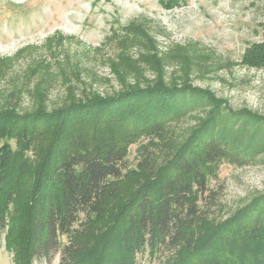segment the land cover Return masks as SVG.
<instances>
[{"label":"trees","instance_id":"16d2710c","mask_svg":"<svg viewBox=\"0 0 264 264\" xmlns=\"http://www.w3.org/2000/svg\"><path fill=\"white\" fill-rule=\"evenodd\" d=\"M182 1L161 4L170 9ZM242 63L264 67V39L245 50ZM206 101L213 109L188 136L177 135L174 125ZM1 104L0 137L12 136L14 148L0 158V239L6 236L14 264H49L56 254L59 264H79L102 246L112 253L110 261L118 253V264H135V255L145 249L161 264H187L189 255L204 264L229 256L234 264H264V195L232 222L209 220L218 199L209 180L220 165H241L264 147V135L256 142L255 125L251 135L246 121L234 127L218 99L160 81L51 112L37 107L20 113ZM242 114L252 118L245 111L233 113ZM255 122L264 125V119ZM146 134L158 140V149L131 169L127 149ZM27 152L34 155L31 162ZM130 175L139 189L113 221L109 243L98 222L111 215L116 185ZM22 226L26 233L14 244L10 235Z\"/></svg>","mask_w":264,"mask_h":264},{"label":"rangeland","instance_id":"374dc122","mask_svg":"<svg viewBox=\"0 0 264 264\" xmlns=\"http://www.w3.org/2000/svg\"><path fill=\"white\" fill-rule=\"evenodd\" d=\"M161 1L0 0V108L3 102L5 108L20 113L37 107L51 112L77 100L110 97L161 81L213 96L224 104L223 113L231 114L234 127L246 121L251 135L255 125L256 142L261 140L264 125H257L255 117L264 119V67L248 66L242 60L248 47L264 39V0H183L170 9ZM212 109L208 101L203 108L195 106L173 131L188 136ZM244 111L252 120L233 115ZM10 137H0V158L7 148H14ZM157 143L147 134L138 138L127 149L128 166L133 169L147 152L157 151ZM257 149L241 165L222 163L209 180L218 193L209 216L212 224L232 222L264 195V147ZM27 155L31 162L33 153ZM129 179L116 185L111 215L98 222L100 236L106 233L109 243L113 221L139 189V180ZM23 209L22 204L16 215ZM20 229L10 235L14 244L26 233L24 226ZM6 241L2 236L0 264H14L13 249L6 248ZM105 247L79 264H118V253L110 261L112 253ZM198 260L189 255L187 264H204ZM162 261L146 249L135 255V264ZM219 261L234 264L236 260L229 256ZM49 264H59V254Z\"/></svg>","mask_w":264,"mask_h":264}]
</instances>
